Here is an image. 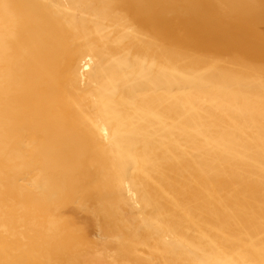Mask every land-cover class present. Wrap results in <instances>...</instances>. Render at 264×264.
I'll return each instance as SVG.
<instances>
[{
  "label": "bare ground",
  "instance_id": "obj_1",
  "mask_svg": "<svg viewBox=\"0 0 264 264\" xmlns=\"http://www.w3.org/2000/svg\"><path fill=\"white\" fill-rule=\"evenodd\" d=\"M0 264H264V0H0Z\"/></svg>",
  "mask_w": 264,
  "mask_h": 264
}]
</instances>
